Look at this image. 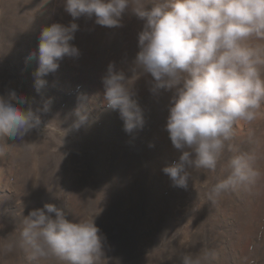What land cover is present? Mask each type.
<instances>
[{
    "label": "rangeland",
    "instance_id": "obj_1",
    "mask_svg": "<svg viewBox=\"0 0 264 264\" xmlns=\"http://www.w3.org/2000/svg\"><path fill=\"white\" fill-rule=\"evenodd\" d=\"M72 22L78 30L70 44L79 56L62 58L56 72L39 77L46 84L37 90L41 30ZM122 25L73 20L65 0H0V95L14 89L34 111L50 100L49 110L38 112L40 127L22 141L7 140L15 145L0 159V264H44L18 242L23 218L45 203L72 221L94 219L106 237L101 264H181L184 254L202 264H264V115L234 130L232 142L256 156L259 175L250 190L209 200L227 175V151L215 171L190 169L187 188L173 186L162 171L180 155L166 130L173 92L151 93L150 74L136 81L145 124L133 133L104 105L109 63L131 76L139 51L143 21L129 9ZM81 105L88 120L77 129Z\"/></svg>",
    "mask_w": 264,
    "mask_h": 264
},
{
    "label": "clouds",
    "instance_id": "obj_2",
    "mask_svg": "<svg viewBox=\"0 0 264 264\" xmlns=\"http://www.w3.org/2000/svg\"><path fill=\"white\" fill-rule=\"evenodd\" d=\"M129 9L143 21L139 51L131 76L109 63L102 79L105 107L119 111L126 133L143 129V109L134 98V86L150 74L151 93L173 92L166 130L180 155L162 169L172 185L187 188L190 169L215 171L227 151L232 154L227 175L212 187L209 200L215 202L230 189L250 190L259 175L256 156L232 141L237 126L264 115V0H65V11L73 20L95 17L97 25L108 28L122 27ZM77 30L75 22L53 23L41 30L37 90L46 84L39 77L56 72L62 58L79 56L70 44ZM27 103L14 89L0 95V159L15 145L7 140L22 141L40 127L38 112L46 113L50 100L36 111L22 107ZM75 115L73 127L78 129L88 112L81 105ZM22 225L18 243L30 259L44 264L54 259L61 264L103 260L106 237L94 219L72 221L55 204L45 203L32 209ZM180 260L202 264V258L192 254Z\"/></svg>",
    "mask_w": 264,
    "mask_h": 264
}]
</instances>
